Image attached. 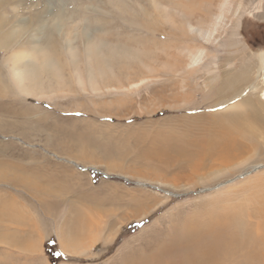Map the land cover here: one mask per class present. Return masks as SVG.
<instances>
[{
    "label": "rangeland",
    "instance_id": "rangeland-1",
    "mask_svg": "<svg viewBox=\"0 0 264 264\" xmlns=\"http://www.w3.org/2000/svg\"><path fill=\"white\" fill-rule=\"evenodd\" d=\"M221 4L215 41L187 32ZM201 48L255 83L264 0H0V264H140L224 226L248 232L237 261L260 250L264 127L187 69Z\"/></svg>",
    "mask_w": 264,
    "mask_h": 264
},
{
    "label": "bare ground",
    "instance_id": "bare-ground-1",
    "mask_svg": "<svg viewBox=\"0 0 264 264\" xmlns=\"http://www.w3.org/2000/svg\"><path fill=\"white\" fill-rule=\"evenodd\" d=\"M223 6L224 4L220 5L219 14L215 17V20L210 23V28L205 29L203 26L193 28L189 22H186L185 27L187 32L189 34L195 33L205 42L209 41L210 38H213L215 41L216 38L213 35L219 23L217 20L222 16L221 12L223 11ZM203 58V48L198 49L194 53L190 52L188 54L189 63L187 64V69H189L193 75L201 69H206L205 73L207 78L206 82H204V86H207V82L212 83L220 77L223 79L228 78L225 85L231 88L229 93L225 95L231 96V99L224 101L220 106L226 109L246 107L249 113L247 121L258 123L259 126L264 127V112L261 111L264 109V53H258L257 55L255 63V65H257L255 83H251L253 81L251 80L249 68L247 72H241L235 75V78L229 79V75L233 71L229 62L224 63L222 69H212L211 71V69L206 66L199 67L203 63ZM255 65L253 67H255ZM24 73L28 74V76L32 74L33 77V74L36 72L34 69H28L22 72L20 70L13 71V78L19 92L28 97L43 98V87L40 82H35L37 77L32 78L30 83L24 84L26 80ZM258 83L263 87L261 90H258ZM238 118L239 117L233 116L230 120L231 123H237L236 121H238ZM70 164L74 163L70 162ZM75 166L77 167L76 164ZM257 226L259 227H256L255 230L258 232L259 236H261V239L258 240L260 250L256 251L252 256H244L238 261L236 259L239 258L238 250L240 244L236 241V237H247L245 233L248 235V232H245L246 228L242 231L234 232L233 228L224 226L220 228H203L205 231L202 232V235H199L196 230L186 228L187 231L183 230L182 232H178V235L167 242V245L165 244L164 246L163 244V247L161 246L162 248L160 251L155 252V255L153 254L154 256H150L148 260L143 263L140 262V264H264V223L262 225L258 224ZM261 228H263V230Z\"/></svg>",
    "mask_w": 264,
    "mask_h": 264
},
{
    "label": "trees",
    "instance_id": "trees-1",
    "mask_svg": "<svg viewBox=\"0 0 264 264\" xmlns=\"http://www.w3.org/2000/svg\"><path fill=\"white\" fill-rule=\"evenodd\" d=\"M45 253H46V256L50 258L51 262L54 263L53 262V255L50 254V252H49L48 244L45 245Z\"/></svg>",
    "mask_w": 264,
    "mask_h": 264
}]
</instances>
